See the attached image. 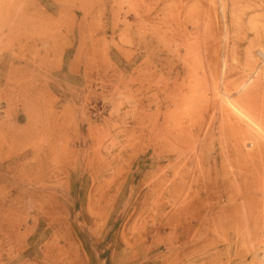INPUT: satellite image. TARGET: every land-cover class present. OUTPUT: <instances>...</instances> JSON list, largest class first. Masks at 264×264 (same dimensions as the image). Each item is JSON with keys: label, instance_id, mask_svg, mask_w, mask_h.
I'll return each instance as SVG.
<instances>
[{"label": "rangeland", "instance_id": "1", "mask_svg": "<svg viewBox=\"0 0 264 264\" xmlns=\"http://www.w3.org/2000/svg\"><path fill=\"white\" fill-rule=\"evenodd\" d=\"M1 1L0 264H264V224L253 228L238 203L243 185L264 184L252 167L264 157L258 128L232 101L258 81L264 55L254 70L227 56L219 4L231 0ZM188 5L213 15L219 39L206 50L200 38L188 53L192 34L177 36ZM248 9L245 26L260 14ZM225 79L239 81L235 95ZM201 89L212 100L207 121L184 103ZM223 110L249 132L227 134ZM234 203L241 246L227 218Z\"/></svg>", "mask_w": 264, "mask_h": 264}, {"label": "bare ground", "instance_id": "2", "mask_svg": "<svg viewBox=\"0 0 264 264\" xmlns=\"http://www.w3.org/2000/svg\"><path fill=\"white\" fill-rule=\"evenodd\" d=\"M69 1V0H68ZM219 1H222V0H219ZM240 1H241V3H240ZM46 2V1H45ZM80 4H78V5H74V7H83V5H85V3H84V1L83 0H80ZM88 2L90 3L91 2V0H88ZM195 2L196 3H201L202 2V0H195ZM194 2V3H195ZM216 2V1H215ZM218 2V1H217ZM223 2V1H222ZM227 2H229V1H227ZM47 3V2H46ZM66 3V2H65ZM188 3V2H187ZM3 3H2V1L0 2V15L2 16L3 14H2V10L4 9L3 8V5H2ZM74 4V3H73ZM87 4V3H86ZM226 4V3H225ZM224 3H221V4H219V7H220V5H221V11H222V13H223V15H221V16H223V20H224V23H225V31H226V38L232 43L231 45H232V47H231V49H230V52H228V54H227V56L229 55V59L231 60L232 58H235L236 60H237V62H238V65L240 66V64H241V66H242V64L244 65V68H241V66H240V69H245V70H252L253 68H256L255 67V62H254V55L255 54H258V55H264V0H231V7L230 8H227V7H229L228 5H227V7H226V5H225ZM46 5V4H45ZM66 5V4H65ZM90 5V4H89ZM229 5H230V2H229ZM182 6V5H181ZM180 6V7H181ZM191 6V5H190ZM193 6V5H192ZM47 7H49V6H47ZM134 7V6H133ZM161 7V6H160ZM178 7V6H177ZM188 7H189V5H188ZM187 7V8H188ZM199 7H201L200 5H199ZM28 8V7H27ZM59 8V7H58ZM169 8V7H168ZM249 8V9H248ZM11 8H9V9H5V12H4V15L6 14V13H8L9 12V10H10ZM201 9V8H200ZM217 8L215 7V10H216ZM246 9H248L249 11L250 10H252V13H253V9H255V10H259L260 11V14H255V15H253V16H251V17H249L250 16V14H249V19H247L248 21L246 22V26L243 24V21H244V17L246 16V13H247V11H246ZM32 10V9H31ZM68 10V9H67ZM70 10V9H69ZM162 10H164V9H162ZM196 10V9H195ZM11 11H13V10H11ZM169 11H171V10H169ZM168 11V12H169ZM183 11V8L182 9H180L179 11H177V13H178V19H177V23H178V25H179V29H178V32H177V36H178V38L181 40V39H185L186 37H187V35L189 34V35H191L192 37L191 38H194V42H192V43H186L185 45H186V49H187V51H188V53H194V52H198V44L200 45L201 43H197V42H199V40H200V38H201V40H204L205 41V43L206 44H204V45H207V46H204V49L206 50V48L208 49V47H209V45L212 43V41H214L213 43H214V45H215V40H218L219 38L217 37V33L219 32H217L216 34H215V32L217 31H215L214 32V30H212L214 27H211V22L212 21H209V20H212V19H210V17L212 18V13L210 14V11H208V10H206V9H204L202 12H200L199 10V12H200V14H201V18H200V14H198V13H195V11H194V7H189L188 9H187V11H186V17L185 18H181V16H182V12ZM214 11V10H213ZM228 11H230V12H228ZM259 11H258V13H259ZM16 12V11H15ZM20 12V11H19ZM197 12V11H196ZM212 12V11H211ZM256 12V11H255ZM254 12V13H255ZM28 13V12H27ZM33 13V12H32ZM215 13H217V12H215ZM250 13V12H249ZM251 13V14H252ZM12 14H13V12H12ZM23 15V14H22ZM212 15V16H211ZM25 16V15H24ZM214 16H215V14H214ZM215 17H217V16H215ZM1 18V17H0ZM33 18V17H32ZM14 19H15V17H14ZM18 19V18H17ZM36 19V18H35ZM176 19V18H175ZM199 19L201 20V24L202 25H205L204 27L202 26V28H200V23H199ZM221 19V18H220ZM16 20V19H15ZM26 20V19H25ZM24 20V21H25ZM27 20H29V19H27ZM26 20V21H27ZM166 20H167V17H166ZM255 20H257L258 21V23L259 22H261L260 24H258ZM23 21V22H24ZM30 21V20H29ZM185 21H187V22H189V24H191L192 25V28H193V30L194 31H192L191 32V29H187V28H185V26H184V23L183 22H185ZM214 21V20H213ZM22 22V23H23ZM28 22V21H27ZM34 22V21H33ZM32 22V23H33ZM163 22V21H162ZM175 23V22H174ZM25 24H26V22H25ZM182 27H183V29H182ZM218 27V26H217ZM21 28V27H20ZM47 28V27H46ZM224 28V27H223ZM223 28H222V30H223ZM217 29V28H216ZM219 30V29H218ZM173 34V33H172ZM222 34H223V32H222ZM224 35V34H223ZM223 38V37H222ZM189 39H190V37H189ZM225 40V39H224ZM224 40L222 41V42H224ZM228 40H226V41H228ZM177 41V40H176ZM220 41V40H219ZM191 42V41H190ZM204 43V42H203ZM225 44H228V43H225ZM230 44V43H229ZM203 45V44H202ZM212 45V44H211ZM245 45V46H244ZM143 46V45H142ZM223 46V45H222ZM229 46V45H228ZM184 47V46H183ZM206 47V48H205ZM211 47V46H210ZM226 47H227V45H226ZM199 48H201L200 46H199ZM229 48V47H228ZM228 48H227V51H228ZM153 49V48H152ZM210 49H213V47H211ZM200 50V49H199ZM202 50V49H201ZM214 51H215V49H213ZM212 50V51H213ZM148 51V50H147ZM183 51V50H182ZM177 52V51H176ZM216 53V52H215ZM227 53V52H226ZM225 53V54H226ZM196 54H199V53H196ZM179 55V54H178ZM195 55V54H194ZM242 55L244 56V63L240 60L241 59V57H242ZM185 56V55H184ZM198 56V55H197ZM223 56V55H222ZM227 56H225V57H227ZM187 57V56H186ZM185 57V58H186ZM195 57V56H194ZM177 58V57H176ZM184 58V59H185ZM199 58V57H198ZM197 58V59H198ZM191 59V58H190ZM210 59V58H209ZM214 59H216L215 57H214ZM225 59V58H224ZM242 59H243V57H242ZM158 60V59H157ZM226 60H228V59H226ZM225 60V61H226ZM233 60V59H232ZM168 61V60H167ZM217 61V60H216ZM234 61V60H233ZM189 62V61H188ZM207 62V61H206ZM186 63V62H185ZM196 63H198V62H196ZM207 63H209V65H210V62H207ZM206 63V64H207ZM212 63V62H211ZM231 63H232V61H231ZM190 64V63H189ZM201 64H205V63H200V66H202ZM214 64V63H213ZM228 64H229V62H228ZM189 66V65H188ZM196 66V65H195ZM194 66V67H195ZM206 66H208V65H206ZM211 66V65H210ZM238 66V67H239ZM134 67V66H133ZM191 67V66H190ZM212 67H214V66H211V67H208V68H212ZM226 67H228V65L226 66ZM225 67V68H226ZM234 67H235V65H233V68H232V66H230V69L229 68H227V69H229L228 71L226 70V72H228V74L230 75L231 74V70L232 69H234ZM238 67H237V69H238ZM243 67V66H242ZM200 68V67H199ZM215 68V67H214ZM131 69V68H130ZM194 69V68H193ZM213 69V68H212ZM240 69H238V71L240 70ZM208 70H211V69H208ZM235 70H236V67H235ZM254 70V69H253ZM151 71V70H150ZM215 71V70H214ZM233 71V70H232ZM237 71V72H238ZM243 71V70H242ZM242 71H240L241 72V75H242ZM155 72V71H154ZM204 73L205 72H207V70H205L204 69V71H203ZM212 73H213V70L211 71ZM211 72H210V74H211ZM240 72L237 74L238 76H239V74H240ZM253 72V71H252ZM188 73H190V72H188ZM188 73H187V75H188ZM215 73V72H214ZM251 73V72H250ZM255 73H256V71H255ZM135 74V73H134ZM191 74V73H190ZM189 74V75H190ZM203 74V73H202ZM207 75H208V73H206ZM224 74L226 75V73H225V69H224ZM227 74V75H228ZM235 74V73H234ZM233 74V75H234ZM137 75V74H136ZM136 75H134L133 77H135ZM189 75L187 76L188 77V79H193V77L192 78H189ZM236 75V74H235ZM249 75V74H248ZM149 76V75H148ZM147 76V77H148ZM197 76H199V75H197ZM204 76V75H203ZM212 76V75H211ZM250 76V75H249ZM131 77V76H130ZM133 77H131V79L129 80L130 82H132L133 80H132V78ZM144 77H146V76H144ZM206 77V75L202 78V82L204 83H206V85H204V86H208V84L209 83H207L208 81H207V79L205 78ZM236 77V76H235ZM234 77V78H235ZM252 77V76H251ZM136 78V77H135ZM197 78V77H196ZM196 78H194V79H196ZM208 78V77H207ZM213 78H215V77H213ZM226 78H227V76H226ZM234 78H231V79H234ZM138 79V78H137ZM175 79V78H174ZM185 79V78H184ZM209 79V78H208ZM240 79H242V77L240 76ZM251 79H254L253 77L252 78H250V80ZM132 80V81H131ZM136 80V79H135ZM146 80V79H145ZM197 81L199 80V78L198 79H196ZM236 80V79H235ZM235 80H227V79H225L224 81H223V83H222V87H223V89H225L226 91H228V93H231L232 91H233V93H234V91L235 92H237V89H238V85H239V81H236L235 82ZM238 80V79H237ZM258 81H256V83L254 84V81L251 83L252 85H254L253 87H251V84L250 83H248V84H250V87L251 88H247L248 89V91L246 92V90H245V93H243V92H241L242 93V95L240 96H236L237 98H235V99H233L235 96H233V98H232V101H234L235 100V102L237 103V105L239 106V107H237V110L238 111H240L241 113H243L249 120H250V122H252L258 129H255L257 132L256 133H254V135H252L255 139V143H256V147H257V152H260V154H261V156L262 157H264V67H262V69H261V72H260V74H259V76H258V79H257ZM140 81H141V79H140ZM175 81V80H174ZM173 81V82H174ZM194 81V80H193ZM249 81V80H248ZM147 82V81H146ZM238 82V83H237ZM137 83V82H136ZM145 83V82H144ZM170 83V82H169ZM182 83V85H183V82H181ZM188 83V82H187ZM189 83H190V81H189ZM203 83H201L202 85H203ZM204 83V84H205ZM237 83V84H236ZM133 84V83H132ZM149 84V83H148ZM147 84V85H148ZM191 84V83H190ZM201 84H200V86H201ZM215 84V83H214ZM241 84V83H240ZM170 85V84H169ZM168 85V86H169ZM186 85V84H185ZM194 85V84H193ZM244 85V84H243ZM137 86V85H136ZM139 86V85H138ZM140 86H142V83H141V85ZM188 86H189V84H188ZM192 86V85H191ZM203 86V87H204ZM148 87V90H150L149 89V85L147 86ZM134 88V87H133ZM173 88H174V86H173ZM187 88V87H186ZM195 88H196V86H195ZM240 88H241V85H240ZM138 89H139V87H138ZM138 89H137V92H138ZM169 89H171V88H169ZM183 89V88H182ZM142 90H143V88H142ZM190 90H191V88H190ZM202 90V89H201ZM134 91V90H133ZM192 91V90H191ZM199 91V90H198ZM206 91V90H205ZM209 91H210V89H209ZM132 92V91H131ZM188 92V91H187ZM211 92H213V91H211ZM141 93V92H140ZM240 93V94H241ZM168 94V93H167ZM166 94V95H167ZM177 94V93H176ZM192 94H194L193 93V91H192ZM201 93L199 92V96L198 97H196L193 101L190 99L189 100V98L190 97H188V98H186L187 100L184 102L185 104L187 103V101L188 102H190L191 103V105L189 106V108H188V104L187 105H185V107H186V111L188 112L187 114H188V116H190L191 117V119H193V120H196V119H201V120H203V121H207L208 120V118L209 117H211V114H210V106L212 105L211 104V102L210 101H212V100H208L207 99V93L205 94V93H203V90H202V94L200 95ZM238 94V93H237ZM198 95V94H197ZM226 95H228V94H226ZM233 95V94H232ZM234 95H235V93H234ZM168 96H170V94L169 95H167V97ZM172 96V95H171ZM171 96L169 97V99H171L172 100V98H171ZM184 96V95H183ZM190 96V95H189ZM195 96H196V93H195ZM211 96V95H210ZM181 97H182V95H181ZM186 97V96H185ZM228 97V96H227ZM229 97H230V95H229ZM135 98V97H134ZM176 98V97H175ZM175 98H173V99H175ZM210 98H212V97H210ZM167 99V98H166ZM140 100V99H139ZM171 100H169V101H171ZM180 100H181V98H180ZM230 100V99H229ZM181 101H184V100H181ZM224 101H227L226 99H224ZM231 100H230V102H232ZM172 102V101H171ZM135 103V102H134ZM139 104V103H138ZM215 104V103H214ZM221 104H223V102L221 103ZM226 104V103H225ZM233 106L235 105L234 103H231ZM179 105H181V103L179 102ZM183 105V104H182ZM230 105V104H229ZM222 106V105H221ZM212 107V106H211ZM234 107H236V106H234ZM243 108L247 111V113L246 112H244V110H243ZM224 111V113H223V115H224V117H222L223 118V120L224 121H227L228 123H226V125H227V128L228 129H226V132H227V134H232V135H235L236 133H245V134H247L248 132H249V126L250 125H247L246 123L245 124H243L240 120H238L237 118H235L234 116H232L233 114H232V112H229V111H227V110H223ZM193 114V115H192ZM221 118V119H222ZM211 119V118H210ZM194 122V121H193ZM199 124V123H198ZM197 124V125H198ZM193 125H194V123H193ZM197 125H195V127L197 126ZM251 127V126H250ZM262 136V137H261ZM261 160V159H260ZM261 162V161H260ZM253 168H255V169H264V163H261V164H259V163H257V162H254V164H253V166H252ZM259 171V170H258ZM262 173V172H261ZM261 176V175H260ZM230 196V195H229ZM232 196V195H231ZM239 201H238V203L240 204H243V205H245L247 208H246V213H245V216L247 217V219L250 221L249 223H251L252 222V226H253V228H256V227H254V225H255V222H256V219H261L262 220V224H264V184H261L260 186H256V187H253V188H250V186H248V185H243V187H242V189H241V192L239 193ZM228 198H230V197H228ZM227 198V199H228ZM235 198V197H234ZM230 201H231V199H229ZM233 201V200H232ZM228 203H229V201H228ZM231 203V202H230ZM256 203V206H254V204ZM239 204H236V206H235V203H234V206L229 210V212L227 213L228 214V216H227V218L229 219V220H231V221H234L233 222V225L232 226H234L235 228V230H236V234H237V239H236V243L237 244H239V246H241L240 244H241V242H243V241H245L244 239H246V238H244L245 236H243L242 234H240V220H241V218H243L242 217V215H241V213H240V211L238 210V207H239ZM243 205H241V206H243ZM244 210V209H243ZM244 214V213H243ZM258 217H257V216ZM254 216H256V217H254ZM260 220V221H261ZM244 221V220H243ZM259 221V220H258ZM260 224V223H259ZM258 224V225H259ZM247 226V225H246ZM251 226V227H252ZM262 227H264V226H262ZM259 228H260V226H259ZM259 228H257V229H259ZM242 229V228H241ZM256 229V230H257ZM250 230V229H249ZM248 230V231H249ZM252 230V229H251ZM251 230H250V232H251ZM261 230V229H260ZM242 232H244V231H242ZM259 232V231H258ZM249 233V232H248ZM13 234V233H12ZM244 234V233H243ZM246 234V233H245ZM244 234V235H245ZM247 235V234H246ZM257 235H258V233L257 232H255V230H254V232H253V234H252V239L254 238V239H257L258 237H257ZM262 235V234H261ZM15 236V235H14ZM248 236V235H247ZM250 236V235H249ZM248 236V237H249ZM8 239V238H7ZM14 239L12 238V241H13ZM18 240V239H17ZM247 241H249V240H247ZM47 242V241H46ZM249 243H251V242H249ZM261 246V245H260ZM249 249V248H248ZM240 251V250H239ZM257 251H258V249H257ZM250 253V252H249ZM240 254H242V253H240ZM255 254V253H254ZM256 255V254H255ZM254 255V256H255ZM253 256V257H254ZM245 257V256H244ZM243 257V258H244ZM256 257V256H255ZM242 258V259H243ZM245 259V258H244ZM204 260H206V259H204ZM262 260V259H261ZM70 262V261H69ZM208 263H209V261H208ZM254 264V263H253Z\"/></svg>", "mask_w": 264, "mask_h": 264}]
</instances>
